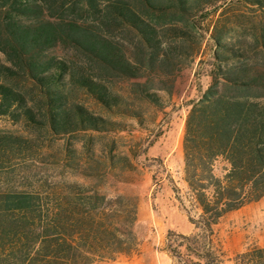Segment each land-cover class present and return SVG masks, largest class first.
<instances>
[{
  "label": "rangeland",
  "instance_id": "obj_1",
  "mask_svg": "<svg viewBox=\"0 0 264 264\" xmlns=\"http://www.w3.org/2000/svg\"><path fill=\"white\" fill-rule=\"evenodd\" d=\"M76 2L71 8L38 3L37 11L18 20L37 25L77 19L82 29L96 30L117 45L132 67L128 72L105 69L90 51L62 36L25 53V58L34 54L66 64L57 86L65 108L73 113L82 106L98 119V127L53 129L41 87L25 73L11 75L8 83L22 93L23 103L0 114V141L7 138L9 147L0 154V188L44 193L50 182L63 180L110 194H136V252L93 264H234L238 253L264 246L257 223L247 231L248 216L264 213V196L228 212L211 229L196 223L199 210L183 179L182 151L187 102L207 87L213 52L223 49L216 38L264 67V9L253 0H214L182 17L154 12L145 16L157 27L160 46L152 49L132 26L107 16L106 0H98V11L90 10L87 0ZM4 19L0 9L2 40ZM0 45L7 48L0 51L1 62L14 66V56L7 55L11 48ZM85 79L102 89L109 105L86 88ZM107 166L116 169L103 173ZM221 168L218 162L216 171Z\"/></svg>",
  "mask_w": 264,
  "mask_h": 264
},
{
  "label": "trees",
  "instance_id": "obj_2",
  "mask_svg": "<svg viewBox=\"0 0 264 264\" xmlns=\"http://www.w3.org/2000/svg\"><path fill=\"white\" fill-rule=\"evenodd\" d=\"M106 1L108 17L132 26L155 49L160 46L157 27L145 16L174 11L182 17L214 0ZM38 3L49 8L77 5L76 0H0L7 30L0 43L11 48L7 55L16 60L11 66L0 59V114L23 103L22 93L8 79L25 73L41 87L53 129L72 124L78 129H97L98 119L85 108L77 105L72 113L64 106V95L57 86L68 71L66 64L52 58L41 60L34 54L25 58V53L62 36L90 51L105 69L128 72L132 66L117 45L96 30L82 29L77 19L22 24L19 15L34 13L40 8ZM252 4L264 9V0ZM87 5L98 11V0H87ZM215 41L223 49L213 52L207 87L187 102L182 137L183 179L199 210L196 223L205 229H211L228 212L264 196V67L254 64L243 50ZM0 51L7 48L0 45ZM89 81L83 82L86 88L109 105V97ZM4 139L0 154L8 147ZM218 162L220 172L216 171ZM115 169L107 166L103 173ZM137 208L136 194H110L76 181H52L44 193L14 186L0 188V264H93L130 256L138 245L134 230ZM234 264H264V246L238 253Z\"/></svg>",
  "mask_w": 264,
  "mask_h": 264
},
{
  "label": "bare ground",
  "instance_id": "obj_3",
  "mask_svg": "<svg viewBox=\"0 0 264 264\" xmlns=\"http://www.w3.org/2000/svg\"><path fill=\"white\" fill-rule=\"evenodd\" d=\"M250 225L247 228V231H251L255 223H257L256 231H264V213L260 211H254L248 216ZM247 231L241 232V235H244Z\"/></svg>",
  "mask_w": 264,
  "mask_h": 264
}]
</instances>
